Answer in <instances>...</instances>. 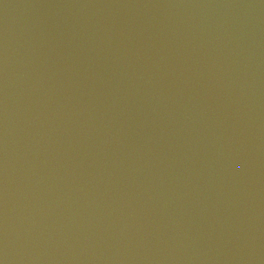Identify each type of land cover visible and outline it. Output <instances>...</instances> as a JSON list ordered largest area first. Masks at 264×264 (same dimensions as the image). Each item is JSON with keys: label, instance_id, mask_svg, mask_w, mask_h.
I'll return each mask as SVG.
<instances>
[{"label": "water", "instance_id": "water-1", "mask_svg": "<svg viewBox=\"0 0 264 264\" xmlns=\"http://www.w3.org/2000/svg\"><path fill=\"white\" fill-rule=\"evenodd\" d=\"M0 264H264V0H0Z\"/></svg>", "mask_w": 264, "mask_h": 264}]
</instances>
